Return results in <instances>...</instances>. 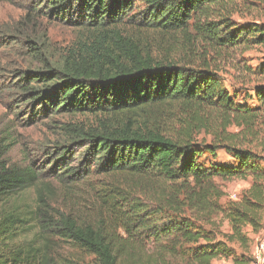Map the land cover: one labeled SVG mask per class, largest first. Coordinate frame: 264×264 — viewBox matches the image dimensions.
<instances>
[{"label": "trees", "instance_id": "16d2710c", "mask_svg": "<svg viewBox=\"0 0 264 264\" xmlns=\"http://www.w3.org/2000/svg\"><path fill=\"white\" fill-rule=\"evenodd\" d=\"M239 1L35 0L18 20L0 21V49L17 47L29 61L0 67V100L6 89L12 108L27 107L25 125L39 115L84 117L60 124L66 143L42 169L34 161L7 163L11 132L0 131V264H180V257L212 264L224 256L250 264L197 221L223 212L230 225L224 238L244 247L246 227H264V85L248 106L231 97L211 64L160 59L150 44V35L172 33L185 34L193 54L200 44L229 50L264 43V25L232 20ZM43 14L75 27L76 39L55 48ZM71 145L72 163L75 149L81 159L56 165ZM218 149L237 165L198 162ZM49 166L62 182L72 179L70 206H55L46 190L54 191L41 184ZM92 176L101 182L85 196L80 187ZM217 176H251V186L221 204ZM31 187L36 196L28 202ZM59 242L93 259L66 255Z\"/></svg>", "mask_w": 264, "mask_h": 264}, {"label": "rangeland", "instance_id": "374dc122", "mask_svg": "<svg viewBox=\"0 0 264 264\" xmlns=\"http://www.w3.org/2000/svg\"><path fill=\"white\" fill-rule=\"evenodd\" d=\"M35 0H0V21L10 22L16 21L26 12V6L34 4ZM235 11L230 15L232 20L238 25H248L258 23L264 25V0H240L235 4ZM70 13H68L69 15ZM42 24L47 27L48 35L55 48H64L71 44L78 35V30L64 22L61 19L54 18L47 14H43L41 18ZM193 23V20L191 21ZM190 32L194 34V28L191 26ZM150 44L154 54L160 59H168L173 62H188L195 63L196 66L205 65L204 62L211 64L212 69L219 73L224 88L230 92L231 97L238 102H243L248 106L257 104L254 88L264 85V74L261 69L264 68V43L262 44H247L237 48L224 50L222 48H214L208 44H200L197 46L198 53L193 54L186 46L185 34H169V35H150ZM28 58L15 49H0V67L11 69L20 66L23 62L27 64ZM29 62V61H28ZM5 83L2 75H0V84ZM3 97L6 100H0V131L3 134L11 132V137L8 139V149L4 156L9 164H17L26 166L34 161L35 166L42 169L46 162L53 158V154L57 153V146L66 143L65 137L62 135L60 124L72 120L84 119L80 115L59 114L48 115L42 118L41 115L35 116L36 119L32 124L25 125V119L28 115L27 107L12 108L16 106L15 101L8 100L7 90H3ZM7 104V105H6ZM20 110L19 115L15 112ZM28 111V112H27ZM234 130V129H233ZM202 133L199 138L204 137ZM207 141H211L210 136H206ZM82 149L74 150V161L72 163V145L70 146V155L64 160L55 159L56 165L70 162L76 164L81 159ZM58 159V161H56ZM198 162L204 166H212L218 164L223 166L237 165L238 160L226 152L224 149H218L212 154L204 151L198 156ZM52 166L48 167V171L44 173L42 185L50 187L54 194L51 195L49 189L46 190L50 194L51 201L55 206H66L72 204V183L69 181L62 182L58 175H53ZM104 181H110L104 178ZM99 176L90 177L86 183H81V192L86 195H91L93 189L98 187L100 182ZM252 177H234L214 178L215 184L224 192L219 202L225 204L228 201L238 200L242 193L251 186ZM68 185V186H67ZM69 187V189H68ZM24 196L28 202L33 201L36 196L35 187L25 191ZM66 204V205H65ZM69 205V206H70ZM198 225L206 231H214V242H226L234 253L238 256L250 258V264L256 261H261L264 250L261 249V242L264 241V227L259 231H254L251 226L246 227L249 236L247 247L242 246L239 242H229L224 238V234L230 232L228 220L224 217L223 212L215 213L211 216L210 221L201 219L197 221ZM264 226V225H263ZM33 236V231L28 234V238ZM205 241L201 240V243ZM57 249L61 250L66 255H72L76 259H84L90 261L92 256L81 252L70 242H59ZM186 257H180L177 261L180 264H186ZM232 258L220 257L213 260L212 264H233ZM229 262V263H228ZM254 262V263H253ZM264 264V261L260 262Z\"/></svg>", "mask_w": 264, "mask_h": 264}, {"label": "built area", "instance_id": "2783aa9c", "mask_svg": "<svg viewBox=\"0 0 264 264\" xmlns=\"http://www.w3.org/2000/svg\"><path fill=\"white\" fill-rule=\"evenodd\" d=\"M261 249L264 250V241L261 242V245H260ZM264 261V254H263V257H262V260L261 261H256L254 264H260V262Z\"/></svg>", "mask_w": 264, "mask_h": 264}, {"label": "crops", "instance_id": "0c3cea01", "mask_svg": "<svg viewBox=\"0 0 264 264\" xmlns=\"http://www.w3.org/2000/svg\"><path fill=\"white\" fill-rule=\"evenodd\" d=\"M233 261V260H232ZM232 261H231V263H232ZM229 263V262H228Z\"/></svg>", "mask_w": 264, "mask_h": 264}]
</instances>
